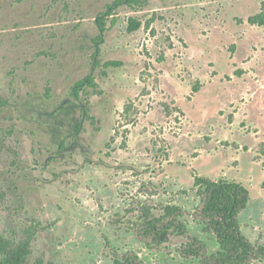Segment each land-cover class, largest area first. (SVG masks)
I'll list each match as a JSON object with an SVG mask.
<instances>
[{
	"label": "rangeland",
	"instance_id": "374dc122",
	"mask_svg": "<svg viewBox=\"0 0 264 264\" xmlns=\"http://www.w3.org/2000/svg\"><path fill=\"white\" fill-rule=\"evenodd\" d=\"M117 1L0 0V234L18 242L35 228L31 264H113L105 238L146 264H202L181 256L184 237L152 250L132 231L143 206L177 205L218 252L192 217L200 174L247 184L242 230L264 245V27L248 23L264 0L124 3L97 45V18ZM130 18L143 23L133 34ZM87 77L97 87L77 100ZM81 107L96 121L74 137Z\"/></svg>",
	"mask_w": 264,
	"mask_h": 264
},
{
	"label": "trees",
	"instance_id": "16d2710c",
	"mask_svg": "<svg viewBox=\"0 0 264 264\" xmlns=\"http://www.w3.org/2000/svg\"><path fill=\"white\" fill-rule=\"evenodd\" d=\"M124 3L129 6H140L142 0H118L114 7L110 6L107 12L101 13L97 18V24L101 32L96 38L97 45L104 41L107 21L113 19L112 24L116 23V8ZM152 23L153 20L149 21L147 27H150ZM248 23L251 26L264 27V3L261 12L249 17ZM142 27L143 23L141 21L130 18L127 32L133 34ZM233 50L235 53V46H233ZM100 53L101 49L98 47L95 58ZM161 61H163V58H161ZM95 66H99L98 61H95ZM104 66L106 68H117L122 64L117 61H109ZM244 74V70L236 71V76L242 77ZM87 87L96 89L97 84L93 77H87L78 82L73 88V96L79 100L80 95L86 91ZM202 88L203 85L197 82L193 85V93H198ZM50 92L51 90L48 89V94ZM80 109L83 113V119L81 122L74 124L73 131L70 134L74 137H77L83 131L86 120L91 121V123L96 121L94 117L89 116L86 107ZM164 110L168 116L171 115L172 111L167 105H164ZM177 110L184 113L180 108H177ZM229 122H233V115L229 117ZM66 141L67 138L61 140V150L66 149ZM2 147L0 143V148ZM262 147H264V143H261L256 149L259 157L264 156V148L262 149ZM245 149L249 150L248 148ZM194 180L200 204L194 210L192 217L195 222L203 225L204 232L216 236L219 251L209 254L206 244L189 235L188 226L182 221V218L187 215V211L177 205L164 206L162 208L163 214L160 216L154 214L153 208L143 206L138 221L132 225V231L136 238L148 248L160 250L169 243L171 235L184 237L186 242L180 249L181 256L187 259H199L202 264H254L255 261L263 262L264 245L258 242L253 243L244 234L240 221L241 214L248 208L253 196V192L247 184L237 180L215 179L200 174L194 175ZM35 234L36 229L29 228L25 231L24 237L18 242L5 238L0 234V264H31L29 257L32 255V242ZM105 247L110 249L113 264H146L133 251L120 253L112 249L107 238H105ZM34 264H45V262L43 259H37Z\"/></svg>",
	"mask_w": 264,
	"mask_h": 264
},
{
	"label": "crops",
	"instance_id": "0c3cea01",
	"mask_svg": "<svg viewBox=\"0 0 264 264\" xmlns=\"http://www.w3.org/2000/svg\"><path fill=\"white\" fill-rule=\"evenodd\" d=\"M175 103L177 104V102H176V101H175ZM260 160H261V162H262V163H264V162L262 161V159H261V156H260Z\"/></svg>",
	"mask_w": 264,
	"mask_h": 264
}]
</instances>
